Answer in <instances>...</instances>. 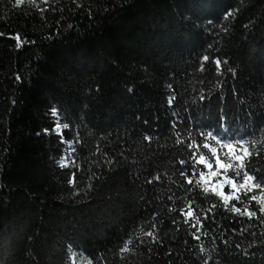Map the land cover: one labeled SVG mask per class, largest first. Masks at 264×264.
Segmentation results:
<instances>
[{
	"label": "trees",
	"instance_id": "16d2710c",
	"mask_svg": "<svg viewBox=\"0 0 264 264\" xmlns=\"http://www.w3.org/2000/svg\"><path fill=\"white\" fill-rule=\"evenodd\" d=\"M0 33V264H264L258 205L251 220L211 208L180 176L195 164L188 131L199 142L226 116L230 135L255 142L248 167L264 177V0H0ZM52 107L71 154L43 131ZM189 199L199 240L179 211Z\"/></svg>",
	"mask_w": 264,
	"mask_h": 264
},
{
	"label": "snow or ice",
	"instance_id": "6c2138e0",
	"mask_svg": "<svg viewBox=\"0 0 264 264\" xmlns=\"http://www.w3.org/2000/svg\"><path fill=\"white\" fill-rule=\"evenodd\" d=\"M29 2H34V0H29ZM206 3H210L216 6L222 5L225 3V0H205ZM16 6H20L23 3V0H14ZM236 9L232 7H228L227 10H223L218 8L214 12V16L216 18H220L223 20H227L230 16L235 13ZM209 23H212L210 20ZM247 27V25H245ZM3 35V33H0ZM17 39V47L20 46L19 34L16 35ZM209 57L207 55L201 57V64L199 66V71L204 70L203 61H208ZM216 68V72H220L221 61L219 59H213L212 61ZM226 63V62H225ZM228 71H232V69H228ZM19 79V76H17ZM168 87L171 89V85ZM132 89L129 88V92ZM175 96L169 95L167 98L168 106L171 107ZM200 100L205 99L203 95H200ZM51 115L55 118L53 121L51 128H45L43 131L47 133H54L57 137H59V142L61 144L68 145L69 154L76 151L75 148L72 147L74 141L73 139H67L65 137V131L70 128V124L65 122L63 124L60 123V115L59 110L56 107H52L50 109ZM175 115V113H173ZM226 119V116L220 117V124L218 130H208L201 131L199 133L202 140L197 142L195 138H193L192 132L188 131V143L187 148L190 151V158L195 160V164H193L191 172L192 175L189 176L187 172L181 171L180 176L184 177V182L188 185L193 184V178L195 179V183L198 186L199 193H202L205 198L209 195L215 197L218 203H214L211 205V208H216L219 206H223L226 212L232 214H238L240 216H246L249 220L253 217H257V211L251 210L249 208V204L255 202L258 205V212L261 215H264V194L257 197L256 195H248L249 193L254 192L255 190H261L264 192V177H257V175L249 170L248 165L251 163L253 151L252 149L256 147L255 142L249 146L248 142L243 138L237 139L236 137L230 135L228 128L225 127L223 123ZM147 123V121H145ZM172 129H176V122H172ZM174 135L176 137V144L184 143V138L181 136L179 131H175ZM77 139L75 143H80L78 139L79 133H76ZM143 139L145 141H151L152 137L150 135L145 134ZM211 141V142H210ZM195 148V151H193ZM201 149L207 150V154ZM99 151V148H97ZM107 155V153H105ZM256 156H259L260 153L256 152ZM73 163H75V157H73ZM107 163L112 164V160H108ZM180 164H184L185 161L181 159L179 161ZM58 166L63 169L68 167V161L61 157L60 160L57 161ZM196 165L200 166V171L197 176ZM231 173V174H229ZM98 178V177H97ZM155 179L159 180L160 177L157 175ZM76 174L73 172L67 183L69 187H72L75 184ZM148 183H152V180H148ZM228 188V192L224 191V188ZM189 192H192L193 189L189 188ZM76 192H79V189H76ZM241 194H243L247 199L246 201H242ZM169 200L172 199L171 196L168 197ZM235 201V203H232ZM194 200L189 199L187 205L185 207L180 208V215L184 217V223L189 224L190 227L195 228V232L192 233L193 239L199 240L200 236L197 233L201 232V228L204 227L200 218L196 216L195 211L192 207ZM237 204H241V206H237ZM171 207H169V211H171ZM153 217L156 216V213H152ZM204 219H208V215L205 214ZM175 224L176 221L174 220ZM261 223H264V220H261ZM199 225V227H197ZM152 229L157 227L156 224H153ZM232 231H236L235 228ZM145 235L152 238L153 242H156V235L153 231L149 230L144 233ZM207 235V233H203ZM239 247V245H236ZM127 248V243H125L124 247H121L120 251L123 252ZM203 251V248H201ZM205 264L207 262L205 261Z\"/></svg>",
	"mask_w": 264,
	"mask_h": 264
},
{
	"label": "rangeland",
	"instance_id": "374dc122",
	"mask_svg": "<svg viewBox=\"0 0 264 264\" xmlns=\"http://www.w3.org/2000/svg\"><path fill=\"white\" fill-rule=\"evenodd\" d=\"M226 190H227V192H228V188H227V187L224 188V191H225V192H226ZM227 192H226V193H227Z\"/></svg>",
	"mask_w": 264,
	"mask_h": 264
}]
</instances>
